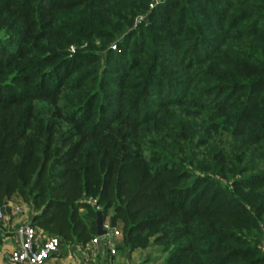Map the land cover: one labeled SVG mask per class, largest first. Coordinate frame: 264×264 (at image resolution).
I'll return each mask as SVG.
<instances>
[{"label":"trees","instance_id":"16d2710c","mask_svg":"<svg viewBox=\"0 0 264 264\" xmlns=\"http://www.w3.org/2000/svg\"><path fill=\"white\" fill-rule=\"evenodd\" d=\"M15 195L67 246L97 235L93 195L122 248L264 264V0H0Z\"/></svg>","mask_w":264,"mask_h":264},{"label":"crops","instance_id":"0c3cea01","mask_svg":"<svg viewBox=\"0 0 264 264\" xmlns=\"http://www.w3.org/2000/svg\"><path fill=\"white\" fill-rule=\"evenodd\" d=\"M18 205L21 208L18 209ZM3 206L6 216L0 219V229L5 233V238L3 244L0 245V264H14L9 256L15 244L16 228L21 223L30 221V211L27 206L20 204L17 195ZM48 236L49 234L43 231V237ZM115 241L117 244L115 254L111 253L108 240L105 238L101 239L96 251L89 245L82 246L75 243L67 246L63 243L61 250L53 253L42 264H85L87 261L94 264H152L154 261L155 256H146V248H122L119 246L118 238Z\"/></svg>","mask_w":264,"mask_h":264},{"label":"built area","instance_id":"2783aa9c","mask_svg":"<svg viewBox=\"0 0 264 264\" xmlns=\"http://www.w3.org/2000/svg\"><path fill=\"white\" fill-rule=\"evenodd\" d=\"M113 47L115 48L116 45ZM86 201L101 211L102 207L96 196H88ZM17 208H21L20 205ZM5 216L4 206L0 205V219L5 218ZM103 228L105 233L103 235L97 233L87 245L96 251L101 239L105 238L108 240L111 253L115 254L117 252L115 239L120 234L119 229L111 223L109 218H103ZM62 247L63 241L59 235L43 237L41 228L30 221H26L16 228L15 244L9 258L14 264H42L53 253L60 251ZM85 264L94 263L87 261Z\"/></svg>","mask_w":264,"mask_h":264},{"label":"rangeland","instance_id":"374dc122","mask_svg":"<svg viewBox=\"0 0 264 264\" xmlns=\"http://www.w3.org/2000/svg\"><path fill=\"white\" fill-rule=\"evenodd\" d=\"M146 256H155L152 264H164V254H158V250L156 247H150L145 250Z\"/></svg>","mask_w":264,"mask_h":264},{"label":"water","instance_id":"95a60500","mask_svg":"<svg viewBox=\"0 0 264 264\" xmlns=\"http://www.w3.org/2000/svg\"><path fill=\"white\" fill-rule=\"evenodd\" d=\"M97 233L99 235H103L105 233V230L103 228V215L101 211H98V216H97Z\"/></svg>","mask_w":264,"mask_h":264}]
</instances>
